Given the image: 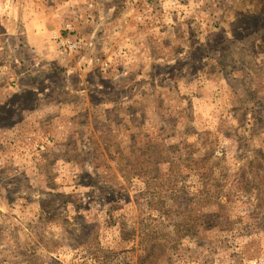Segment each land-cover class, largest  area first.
Segmentation results:
<instances>
[{"label": "rangeland", "instance_id": "374dc122", "mask_svg": "<svg viewBox=\"0 0 264 264\" xmlns=\"http://www.w3.org/2000/svg\"><path fill=\"white\" fill-rule=\"evenodd\" d=\"M0 264H264V0H0Z\"/></svg>", "mask_w": 264, "mask_h": 264}, {"label": "built area", "instance_id": "2783aa9c", "mask_svg": "<svg viewBox=\"0 0 264 264\" xmlns=\"http://www.w3.org/2000/svg\"><path fill=\"white\" fill-rule=\"evenodd\" d=\"M157 3L161 12L172 16L176 14L179 17H185V10L188 7L190 0H153ZM53 39L57 43L58 52L63 57H70L76 54L83 53L89 46V44L80 38L71 24H66L59 31L55 32ZM120 52L125 53L121 50ZM119 52V53H120ZM94 62L100 64L104 69L110 68V61H106L102 57H96Z\"/></svg>", "mask_w": 264, "mask_h": 264}, {"label": "crops", "instance_id": "0c3cea01", "mask_svg": "<svg viewBox=\"0 0 264 264\" xmlns=\"http://www.w3.org/2000/svg\"><path fill=\"white\" fill-rule=\"evenodd\" d=\"M55 32H57V31H54V33H55ZM76 32H77L78 36L80 37V35H79V32H80V31H76ZM54 33H53L52 35H54ZM81 33H82V32H81ZM119 34H120V33H117L116 36H118ZM126 35H129V34H126ZM83 40H84V39H83ZM86 42H87V41H86ZM87 43L90 44L91 42H87ZM55 44H56V43H55ZM56 46H57V45H56ZM84 51H85V50H84ZM84 51H83V53H85ZM83 53H81V54H83ZM66 58H67V57H66Z\"/></svg>", "mask_w": 264, "mask_h": 264}]
</instances>
